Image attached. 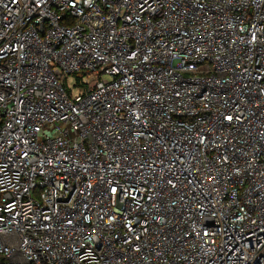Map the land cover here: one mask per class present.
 <instances>
[{
	"label": "built area",
	"instance_id": "built-area-1",
	"mask_svg": "<svg viewBox=\"0 0 264 264\" xmlns=\"http://www.w3.org/2000/svg\"><path fill=\"white\" fill-rule=\"evenodd\" d=\"M0 264H264V0H0Z\"/></svg>",
	"mask_w": 264,
	"mask_h": 264
},
{
	"label": "rangeland",
	"instance_id": "rangeland-1",
	"mask_svg": "<svg viewBox=\"0 0 264 264\" xmlns=\"http://www.w3.org/2000/svg\"><path fill=\"white\" fill-rule=\"evenodd\" d=\"M68 83H69L70 86H73V84H74V80H73L72 78H69V79H68ZM73 93L76 94L75 91H73Z\"/></svg>",
	"mask_w": 264,
	"mask_h": 264
}]
</instances>
